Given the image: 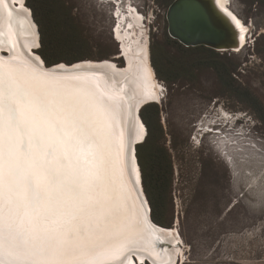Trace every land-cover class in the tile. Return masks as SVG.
I'll use <instances>...</instances> for the list:
<instances>
[{
    "label": "snow or ice",
    "instance_id": "6c2138e0",
    "mask_svg": "<svg viewBox=\"0 0 264 264\" xmlns=\"http://www.w3.org/2000/svg\"><path fill=\"white\" fill-rule=\"evenodd\" d=\"M75 7L80 13L104 5L102 0H78ZM118 103L98 95L87 77L52 72L43 62L20 68L0 59V264H137L138 259L145 264L137 253L144 231L142 204L149 202L137 203L144 192L143 173L138 163L128 167L127 145L115 126ZM184 123L177 115L179 130ZM195 131L199 139L194 134L191 140L199 149L213 128ZM232 143L229 148L227 140L210 141L217 157L226 159L231 202L209 222L193 195L185 210V229L193 238L176 242L187 249L181 264L201 258L200 238L226 213L240 208L264 214V196L253 204V185L241 186L244 177L255 176L256 167L264 168V137L259 145ZM136 183L140 193L134 196ZM257 240L264 245V223L219 236L212 251L218 264H234L227 249L251 254Z\"/></svg>",
    "mask_w": 264,
    "mask_h": 264
},
{
    "label": "rangeland",
    "instance_id": "374dc122",
    "mask_svg": "<svg viewBox=\"0 0 264 264\" xmlns=\"http://www.w3.org/2000/svg\"><path fill=\"white\" fill-rule=\"evenodd\" d=\"M77 3L78 0H26L25 7L31 11L38 27L39 40L38 22L47 33L50 29L48 26L52 24L50 14L53 11L59 17L57 25L63 27L59 30L77 26L75 32L86 40L87 47L83 53L89 58L81 62L113 63L111 59L118 55L121 47L115 34L119 27L120 33H127L130 41L138 38L140 43L149 44L148 58L153 70L154 58L159 67L165 63L170 66V61L177 64L173 70L179 77L171 83L156 76L160 86V101L150 105L156 107L158 113L146 114L152 121L150 143L146 146L143 144L148 133L145 130L144 139L136 146V152L139 148L147 181L151 174L152 182L160 188L156 194L160 202L156 210L159 223L156 224L162 228L175 229L176 233L179 230V239L190 241L193 236L191 231L185 229V210H190L189 202L194 194L209 222L225 213L226 204L231 202L226 159L217 157L210 149V141L213 138L227 140L229 148H232L235 146L232 141L241 145L254 141L259 145L264 137V0H229V10L249 28L246 45L238 52H218L204 47L195 48L194 51L179 50L178 45L181 44L171 39L166 29V12L172 0H102V9L87 12L81 10L80 13H77L75 7ZM136 7L139 11L134 10ZM130 11L141 17L140 24L129 27ZM81 16H87V20ZM36 48L32 52L40 56L39 48ZM48 54H52V59H69L73 56L72 53L57 54L53 51ZM114 62L119 67L123 66L122 59ZM59 64L68 65L65 62ZM124 64L123 68L114 65L122 70L126 69L125 60ZM221 65L228 67L231 78L221 77ZM177 115L185 121L182 130L175 124ZM211 121H216V124L213 126ZM200 127H212L213 131L204 139L203 147L195 149L191 136L196 134L199 139L195 129ZM148 154L154 155L155 167L152 164L149 166L146 161ZM138 164L143 173L139 161ZM248 184L253 185L252 203L256 204L264 196V168L256 167L255 176L244 177L242 188L247 189ZM143 190L150 205L144 179ZM262 223L264 214L258 212L249 214L237 208L226 213L222 223H213L212 228L200 238L201 258L192 264H218L212 249L219 236L236 235L254 227L258 229ZM180 247L178 264L184 259L183 253L187 252L186 248ZM227 253L228 256L234 255V264H264V245L259 240L253 245L251 254L247 250L233 252L230 247ZM221 258L226 259L227 256Z\"/></svg>",
    "mask_w": 264,
    "mask_h": 264
},
{
    "label": "bare ground",
    "instance_id": "6f19581e",
    "mask_svg": "<svg viewBox=\"0 0 264 264\" xmlns=\"http://www.w3.org/2000/svg\"><path fill=\"white\" fill-rule=\"evenodd\" d=\"M23 2L24 0H0V59L20 68H34L43 60L32 52L39 44L38 32L36 24L29 16V9ZM211 2L216 8L214 12L218 16L217 20L225 22L232 33L231 40L224 42L217 49L240 51L246 45L247 32L243 30L245 26L242 22L237 26L236 21L229 15L231 12L228 8L229 0ZM129 17L131 19L129 27L140 24L141 17L136 12L130 11ZM115 34L121 43L120 50L126 61V69H118L111 62L90 61L72 65L61 64L64 67L57 69L52 66L48 69L61 74L87 77L98 95L111 97L119 102L116 107L115 126L118 135H122L127 145V164L129 169H132L137 164L135 143H141L146 130L139 112L145 105L154 103L150 101L159 100L160 86L148 58V45L140 43L138 38L130 41L127 33V35L120 33L119 27L116 28ZM135 179L133 176L132 180ZM139 193L140 184L136 183L134 196ZM145 198L144 192L139 194L137 203L141 204ZM141 215L144 231L140 241L142 250L137 255L144 260L147 259L151 264H178L181 247L176 243L179 240L176 230L155 224L151 219V213L149 216V203L142 204ZM160 240L163 243H160ZM139 263L138 259L137 264Z\"/></svg>",
    "mask_w": 264,
    "mask_h": 264
},
{
    "label": "trees",
    "instance_id": "16d2710c",
    "mask_svg": "<svg viewBox=\"0 0 264 264\" xmlns=\"http://www.w3.org/2000/svg\"><path fill=\"white\" fill-rule=\"evenodd\" d=\"M58 18L59 17L56 15V12L52 11V13L50 14V19H51L50 22L52 24L48 26V28L50 29H48L47 33L43 29L42 25L38 22L39 31H40V48L38 52L41 58L43 59V61L45 62V64L47 66H51L53 64H59L60 62L61 63L65 62L68 65H71L72 63L74 64V62L75 63H77V61L81 62V60H85L89 58V56L83 53L84 48L87 47L86 40L82 38L81 36L77 35V33L75 32L76 31L75 29L77 26H73L71 29L64 28L63 30H59L60 28H63V27L57 25L56 21L58 20ZM52 37H55L58 39L60 38V40L53 39ZM178 48L179 50H182V51H194L195 48L197 49L198 47L184 48L183 46L178 45ZM52 51L57 54L72 53L73 56H71V58L69 59H60V58L52 59V54L50 56L48 54L49 52L52 53ZM154 59H153L152 65L155 70L154 72L156 73L155 75L160 80L167 82V83H171L173 80H176L179 77L176 73H174V70H173V68L177 66L176 63H174L173 61H170L169 62L170 66H167L165 63L163 64L162 67H159L158 62H156V60ZM219 70H220L221 77L225 76L227 78H231V72L228 70L227 66L221 65ZM150 104H155V103H149L148 105L142 107V109L139 112L141 120L146 128V133L148 132L143 142L144 146L150 143V135L152 131L151 118L147 116L146 114H148L149 112H153L156 115L158 113L157 108ZM137 155H138L137 163L139 161L141 168L143 169L145 192L150 201L152 220L154 221L155 224L156 223L158 224L159 218L156 214L157 213L156 210L158 206L160 205V202L157 200L156 194L160 192V188H158L156 184L152 182L151 174L149 175L150 180L147 181L146 178L148 177L146 175V170H144V167H143L144 160L142 156L140 155L139 148H138V152H136V159H137ZM146 161L148 162L149 166L151 164L153 165V167L156 166V160L153 154H148ZM153 196H155V198H153Z\"/></svg>",
    "mask_w": 264,
    "mask_h": 264
},
{
    "label": "water",
    "instance_id": "95a60500",
    "mask_svg": "<svg viewBox=\"0 0 264 264\" xmlns=\"http://www.w3.org/2000/svg\"><path fill=\"white\" fill-rule=\"evenodd\" d=\"M25 2L26 0L23 4ZM214 11L216 8H214L211 0H173L166 12L168 36L186 48L204 47L218 52H232L230 49L228 51L217 49L224 42L231 40L232 33L225 22L217 20L218 16ZM29 16L34 22L30 10ZM34 24L36 23L34 22ZM36 30L38 32L37 25ZM38 42L37 48H40L39 32ZM52 66H47V68H52ZM150 102L158 103L156 101ZM135 145L138 144L135 143ZM160 243L163 242L160 240ZM145 260L147 264H151L147 259Z\"/></svg>",
    "mask_w": 264,
    "mask_h": 264
},
{
    "label": "flooded vegetation",
    "instance_id": "af4514ba",
    "mask_svg": "<svg viewBox=\"0 0 264 264\" xmlns=\"http://www.w3.org/2000/svg\"><path fill=\"white\" fill-rule=\"evenodd\" d=\"M114 39H115V37H114ZM116 40V39H115ZM117 42V41H116ZM118 43V45H119V42H117ZM148 48H149V44H148ZM149 57H150V55H149ZM119 59H122L123 60V66L125 65L124 64V58H123V55L121 54V50H120V47H119V50H118V55L117 56H115V57H113V59H111V60H113L112 62L118 67V68H123V66L122 67H119L114 61L115 60H119ZM110 60V61H111ZM151 64V63H150Z\"/></svg>",
    "mask_w": 264,
    "mask_h": 264
}]
</instances>
